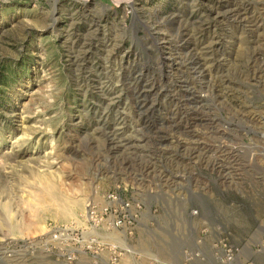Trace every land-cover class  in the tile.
Wrapping results in <instances>:
<instances>
[{
    "label": "rangeland",
    "instance_id": "rangeland-1",
    "mask_svg": "<svg viewBox=\"0 0 264 264\" xmlns=\"http://www.w3.org/2000/svg\"><path fill=\"white\" fill-rule=\"evenodd\" d=\"M118 184L131 234L53 236ZM113 244L115 264H264V0H0V264Z\"/></svg>",
    "mask_w": 264,
    "mask_h": 264
},
{
    "label": "built area",
    "instance_id": "built-area-1",
    "mask_svg": "<svg viewBox=\"0 0 264 264\" xmlns=\"http://www.w3.org/2000/svg\"><path fill=\"white\" fill-rule=\"evenodd\" d=\"M142 202L138 198L127 197L126 190L121 185H115L106 191L101 203L90 202L86 206L84 221L86 231H80L72 237L69 236L67 228L55 230L54 237L60 240L72 239L80 250L99 249L102 243L99 241L98 232L103 233H127L131 234L135 229L139 216L142 215ZM87 236L86 238L84 237ZM116 245L110 246L111 263L115 264L120 256ZM234 259V250L228 247L222 264H229ZM90 264H96L91 262Z\"/></svg>",
    "mask_w": 264,
    "mask_h": 264
},
{
    "label": "water",
    "instance_id": "water-1",
    "mask_svg": "<svg viewBox=\"0 0 264 264\" xmlns=\"http://www.w3.org/2000/svg\"><path fill=\"white\" fill-rule=\"evenodd\" d=\"M260 227V225L258 226V228Z\"/></svg>",
    "mask_w": 264,
    "mask_h": 264
}]
</instances>
